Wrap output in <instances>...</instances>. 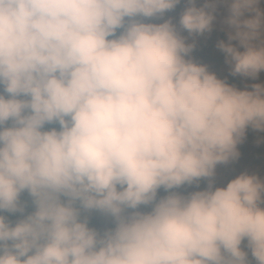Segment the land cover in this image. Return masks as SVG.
<instances>
[{
    "label": "clouds",
    "instance_id": "clouds-1",
    "mask_svg": "<svg viewBox=\"0 0 264 264\" xmlns=\"http://www.w3.org/2000/svg\"><path fill=\"white\" fill-rule=\"evenodd\" d=\"M250 130L264 0H0V264H264Z\"/></svg>",
    "mask_w": 264,
    "mask_h": 264
},
{
    "label": "rangeland",
    "instance_id": "rangeland-1",
    "mask_svg": "<svg viewBox=\"0 0 264 264\" xmlns=\"http://www.w3.org/2000/svg\"><path fill=\"white\" fill-rule=\"evenodd\" d=\"M177 11H179V6ZM203 39L207 41L202 40L200 43L198 42L196 50L202 49L199 53L202 54L206 52L211 56L212 60L204 62L198 56H196V58L201 62L208 64L211 70H214L221 75L222 72H219V70L222 65H213L212 62L220 61L221 57L218 56H220L222 53L215 47V44L218 39H226V35L219 29H215L209 36ZM208 41L211 43L210 45L208 44ZM224 70L227 71V68ZM229 79L230 82H238L235 78ZM240 83L241 86H243V82L241 81ZM248 134L250 136L246 138L244 143L239 145V150L241 152L239 160L230 165L227 169H222L226 177H231L232 175L238 174L240 171L245 169L264 175V142L257 143L258 137L264 134H260L251 130L248 132ZM100 223H102L101 220Z\"/></svg>",
    "mask_w": 264,
    "mask_h": 264
},
{
    "label": "trees",
    "instance_id": "trees-1",
    "mask_svg": "<svg viewBox=\"0 0 264 264\" xmlns=\"http://www.w3.org/2000/svg\"><path fill=\"white\" fill-rule=\"evenodd\" d=\"M195 56H198L200 59H202V61H211L212 60V58H211V56L210 55H208L207 53H202V54H200L199 52H197V53H195ZM213 63V65H225V62H224V56L222 55V57H221V59H220V61H213L212 62ZM236 79V81H238L237 82V84L238 85H240L241 86V80L238 78H235ZM250 135L249 134H247V137H249ZM93 223H95V224H99L100 223V219L99 218H94V220H93Z\"/></svg>",
    "mask_w": 264,
    "mask_h": 264
}]
</instances>
